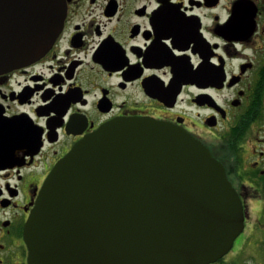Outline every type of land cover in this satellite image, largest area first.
Returning <instances> with one entry per match:
<instances>
[{"label": "flooded vegetation", "instance_id": "1", "mask_svg": "<svg viewBox=\"0 0 264 264\" xmlns=\"http://www.w3.org/2000/svg\"><path fill=\"white\" fill-rule=\"evenodd\" d=\"M36 62L0 74V264L54 166L116 119L180 126L224 167L244 228L210 264H264V0H64Z\"/></svg>", "mask_w": 264, "mask_h": 264}, {"label": "water", "instance_id": "2", "mask_svg": "<svg viewBox=\"0 0 264 264\" xmlns=\"http://www.w3.org/2000/svg\"><path fill=\"white\" fill-rule=\"evenodd\" d=\"M64 0H0V74L45 56ZM244 228L223 165L175 124L116 119L48 175L25 226L29 264H210Z\"/></svg>", "mask_w": 264, "mask_h": 264}]
</instances>
